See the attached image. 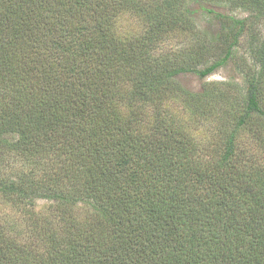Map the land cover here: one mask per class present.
Listing matches in <instances>:
<instances>
[{
  "label": "trees",
  "instance_id": "1",
  "mask_svg": "<svg viewBox=\"0 0 264 264\" xmlns=\"http://www.w3.org/2000/svg\"><path fill=\"white\" fill-rule=\"evenodd\" d=\"M0 264H264V0H0Z\"/></svg>",
  "mask_w": 264,
  "mask_h": 264
},
{
  "label": "rangeland",
  "instance_id": "2",
  "mask_svg": "<svg viewBox=\"0 0 264 264\" xmlns=\"http://www.w3.org/2000/svg\"><path fill=\"white\" fill-rule=\"evenodd\" d=\"M194 7L197 9L200 8L198 4H194ZM214 8L220 11L234 13L238 16H243L246 14L240 10L231 11L229 8L224 6H214ZM195 17L197 29L201 31L210 30L212 33L216 32L218 23L210 15L203 13V11L199 9V11L195 13ZM116 25L119 31L123 33H140L144 27L138 17L129 12L122 14L118 18ZM179 34H181V36L177 37L172 34V36L167 41L165 40L166 42L164 41V45L171 44L172 47H174L176 45L173 44H178L177 41L180 40L177 47L180 46V43L184 37V33L181 32ZM239 53L243 55L245 51L241 49ZM178 78L183 86L193 91H202L205 87H214L216 90L227 92V86L230 85V82L237 83L238 86L242 88L245 86L244 78L236 69L233 61H230L228 64L219 67L212 74L205 78H201L195 73L182 74ZM171 106L174 109L175 114L180 115L183 121L187 123V120H190L189 115L183 112L181 104L175 103L171 104ZM220 115V112H214L213 115H211V117L208 119H192V122L190 121L188 123L189 126L187 128L190 129V133L193 134L197 141L200 140L202 145L208 142L213 144L215 140H218V132L222 128L221 121L219 120ZM44 204H46L45 201H39L38 208H41Z\"/></svg>",
  "mask_w": 264,
  "mask_h": 264
}]
</instances>
